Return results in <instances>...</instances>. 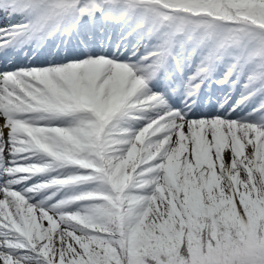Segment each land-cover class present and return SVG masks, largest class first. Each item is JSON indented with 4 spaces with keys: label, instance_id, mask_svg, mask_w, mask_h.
Segmentation results:
<instances>
[{
    "label": "snow or ice",
    "instance_id": "6c2138e0",
    "mask_svg": "<svg viewBox=\"0 0 264 264\" xmlns=\"http://www.w3.org/2000/svg\"><path fill=\"white\" fill-rule=\"evenodd\" d=\"M0 264H264V0H0Z\"/></svg>",
    "mask_w": 264,
    "mask_h": 264
}]
</instances>
